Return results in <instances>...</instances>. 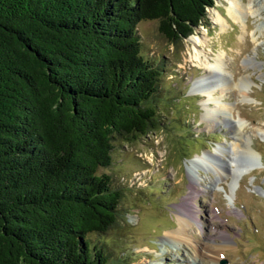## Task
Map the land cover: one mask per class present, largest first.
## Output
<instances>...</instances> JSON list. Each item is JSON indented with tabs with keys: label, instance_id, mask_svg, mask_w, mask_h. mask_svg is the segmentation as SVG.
<instances>
[{
	"label": "trees",
	"instance_id": "16d2710c",
	"mask_svg": "<svg viewBox=\"0 0 264 264\" xmlns=\"http://www.w3.org/2000/svg\"><path fill=\"white\" fill-rule=\"evenodd\" d=\"M214 1L0 0V264L127 263L103 235L124 229L134 190L99 169L183 109L137 25L177 45Z\"/></svg>",
	"mask_w": 264,
	"mask_h": 264
},
{
	"label": "rangeland",
	"instance_id": "374dc122",
	"mask_svg": "<svg viewBox=\"0 0 264 264\" xmlns=\"http://www.w3.org/2000/svg\"><path fill=\"white\" fill-rule=\"evenodd\" d=\"M216 10L227 19L223 28L214 19ZM257 20L250 16L247 32L242 34L241 25L226 15L224 3L215 0L206 9L207 23L195 27L177 45L159 33L157 20L138 23L143 53L163 64L162 89L174 99V106L183 109L182 114L172 113L180 119L167 128L163 123L162 131L150 132L134 145L117 146L110 165L99 169L111 177L113 185L134 190L132 195L126 192L121 205L126 209L124 229L103 235L131 249L126 264H264V32L252 40V30L261 24ZM194 35L205 37L198 47L208 61L225 53L224 71L195 64ZM205 74L210 77L207 85L216 78L225 87L212 93L221 95V104L209 103L211 121L203 118L206 96L191 91L193 81ZM242 82L246 83L243 91ZM169 119L175 121L172 116ZM170 135L177 136L173 143ZM235 141L238 147L233 150ZM247 143L260 154L262 166L244 173L233 198H226L231 181L228 158L239 157L237 163L250 159ZM171 144L180 145L184 153L178 155ZM201 153L206 160L189 169L188 159ZM177 216L185 217L188 225L185 239L176 242L168 233L177 228Z\"/></svg>",
	"mask_w": 264,
	"mask_h": 264
},
{
	"label": "bare ground",
	"instance_id": "6f19581e",
	"mask_svg": "<svg viewBox=\"0 0 264 264\" xmlns=\"http://www.w3.org/2000/svg\"><path fill=\"white\" fill-rule=\"evenodd\" d=\"M224 3V7L226 10V15L235 23H238L241 25V31L242 34H245L247 32V21L250 16L254 17V19L260 20L261 24H258V27L252 30V40L257 41L258 40V35H263L264 32V0H219ZM214 19L217 23L221 25L223 28L227 24V19L224 18V16L218 11H214ZM257 20V21H258ZM256 22V21H255ZM258 34H256V30H258ZM201 35H194L192 37V60L195 61L196 65L199 66H204L205 68L209 70H215V71H224V62L223 58L224 54L223 52L219 53L214 57V61L210 62L208 61L209 59L207 58L206 52L204 50L199 49L198 45L202 44L204 39L200 37ZM207 36V35H206ZM218 77V76H217ZM209 75L208 76H202L200 79H196L192 83V88L191 91L198 93L200 95L206 96L204 97V104L206 106V111H204L203 118L207 119L208 121H211L213 117V109L210 107L209 103L211 101H215L219 104H221V95L219 97L213 96L212 93L214 92L215 88L221 87V90L224 91L225 87H223V82L220 80H217L216 78L212 79V84L211 86L207 85V82H209ZM246 83L242 82L240 83V89H244V86ZM243 91V90H242ZM239 126L242 127L243 125L239 123ZM236 132V131H235ZM238 133V132H236ZM239 134V133H238ZM232 149L235 150L238 147V143L232 142L231 145ZM245 150H247V154L250 159L246 160L244 163H239L237 164V159L234 157H229L227 162V168H228V175L231 177V181L228 184V192H226V197L227 198H233L236 188L238 186L239 180L242 177L244 173L247 171L256 168L253 167V162L259 159V156L257 153L252 151L248 145L246 144ZM218 152L221 153L220 148L217 149ZM216 151V152H217ZM234 152V151H233ZM235 155V154H234ZM219 156V155H218ZM256 159V160H255ZM206 160L205 158V153L203 155H200L197 157L195 161L190 162L188 165L189 169L194 168L196 165H198L201 162H204ZM243 160V159H241ZM198 161V162H197ZM224 162V160H222ZM252 162V165L250 164ZM258 167V166H257ZM217 172L221 173L220 170L217 168L215 169ZM218 173V174H219ZM227 175V174H226ZM218 177H221V175H218ZM222 178V177H221ZM185 204V203H184ZM186 205V204H185ZM187 207V206H186ZM182 209V208H181ZM189 209V208H188ZM180 210V206H179ZM186 210V209H185ZM186 212V211H185ZM191 214V213H190ZM186 216L185 214H182ZM192 216H189L188 218H191ZM178 219V226L176 229L169 231L168 236L174 240H179L182 241L186 237V227L188 225L187 219L185 217L183 218L182 216H177ZM223 234V235H222ZM222 236H226L224 233H222ZM212 254L217 255L218 251L216 248H212L211 250Z\"/></svg>",
	"mask_w": 264,
	"mask_h": 264
},
{
	"label": "water",
	"instance_id": "95a60500",
	"mask_svg": "<svg viewBox=\"0 0 264 264\" xmlns=\"http://www.w3.org/2000/svg\"><path fill=\"white\" fill-rule=\"evenodd\" d=\"M192 160H194V159H192ZM192 160H190V161H192ZM248 160V159H247ZM241 161V160H240ZM244 162H246V160L245 161H243V162H241V163H244ZM253 162V166H257L258 165V163H256V161L254 162V161H252ZM252 162H250V164L252 165Z\"/></svg>",
	"mask_w": 264,
	"mask_h": 264
}]
</instances>
